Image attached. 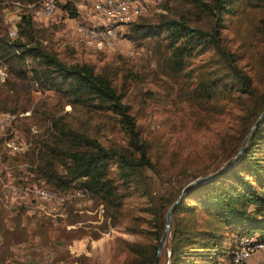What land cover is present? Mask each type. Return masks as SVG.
<instances>
[{
	"label": "rangeland",
	"instance_id": "1",
	"mask_svg": "<svg viewBox=\"0 0 264 264\" xmlns=\"http://www.w3.org/2000/svg\"><path fill=\"white\" fill-rule=\"evenodd\" d=\"M57 1L53 15L33 18L34 39L66 62L86 61L97 71L110 73L149 147L154 167L146 174L152 200L132 195L113 212L82 188L60 190L49 184L38 171L40 156L34 147L35 136L47 138L52 130L51 118L42 117L44 110L54 116L69 113V120L89 128L106 147L125 145L128 135L109 113L72 108L57 93L43 90L32 81L20 85L22 96L28 87L30 115H18L14 123L0 127V264H125L131 257L128 243H153L148 210L153 201L225 167L240 136L241 117L249 98L239 90L227 97L195 96L198 82L217 69L213 48L189 56L183 69L174 71L166 48L148 37L136 44L124 36L123 23L117 27L114 45L98 50L84 43L76 27L80 22H90L87 13L94 14L98 0H70L79 9L76 17L68 16L60 7L67 0ZM139 1L143 6L139 19L161 12L173 15L187 8L185 0ZM253 1L234 0L232 10L223 13L219 28L222 44L235 53V62L264 93V2L254 5ZM8 142L19 149L9 147ZM35 189L49 192L53 198L35 196ZM197 223L224 234L219 253L204 264H264V253L234 263L231 249L236 238L206 214L199 215ZM167 261L165 246L159 264Z\"/></svg>",
	"mask_w": 264,
	"mask_h": 264
},
{
	"label": "trees",
	"instance_id": "2",
	"mask_svg": "<svg viewBox=\"0 0 264 264\" xmlns=\"http://www.w3.org/2000/svg\"><path fill=\"white\" fill-rule=\"evenodd\" d=\"M185 1L187 8L173 15L161 12L127 21L124 36L138 45L147 37L154 38L160 47L168 50L167 61L174 71H181L189 56L205 48L214 49L217 69L198 82L195 96L200 99L227 97L239 90L249 98L241 117L240 136L233 144L227 167L262 114L264 93L235 62V53L222 44L220 20L225 11L232 10L234 0ZM262 2L255 0L253 4ZM8 5H12L10 0H0V57L8 69L7 80L0 86V112L15 113L30 108L28 87L22 96L20 85L27 86L32 81L43 90L57 93L72 108L111 114L128 135L125 145L106 147L89 128L69 120V113L54 116L44 110L42 117L51 118L52 130L47 138H34V147L40 156L39 173L57 189H85L98 197L108 211L118 212L124 200L132 195L152 200L146 174L154 167L149 147L141 139L130 108L122 101L124 94L117 90L110 73L97 71L86 61L66 62L55 50L44 47L34 39L31 17H24L17 38L10 41L8 24L3 21V8ZM60 7L70 17L78 15L76 5L70 0L60 3ZM38 111L39 108L34 110ZM184 187L153 201L148 208L152 215L153 243H128L131 257L125 264H153L166 213ZM202 214L208 215L232 237L258 234L264 238V116L239 160L212 179L190 187L174 207L166 242L167 264H204L213 261V255L219 253L224 234L197 223V217Z\"/></svg>",
	"mask_w": 264,
	"mask_h": 264
},
{
	"label": "built area",
	"instance_id": "3",
	"mask_svg": "<svg viewBox=\"0 0 264 264\" xmlns=\"http://www.w3.org/2000/svg\"><path fill=\"white\" fill-rule=\"evenodd\" d=\"M11 3L13 7L10 9L5 8L3 11V21L8 24L10 41L17 38L24 17H31L32 19L46 18L53 15L57 10L56 0H39L35 2L11 0ZM23 8L24 10L21 11ZM142 10L143 6L139 0H98L94 4V11L106 17L109 21L101 25L80 22L76 26L77 31L87 46L102 50L114 45L117 39V27L136 18ZM7 77V64L0 57V84L5 83ZM18 115L29 116L30 111L26 110L19 114H0V127H4L7 123H14L18 119ZM7 145L14 148V150L19 149L14 142H8ZM34 194L45 200L53 198V195L49 192L39 189H35ZM56 199L63 200L64 197ZM255 253H264V238H261L258 234L244 235L235 239L231 249V258L234 263H242L250 259Z\"/></svg>",
	"mask_w": 264,
	"mask_h": 264
},
{
	"label": "water",
	"instance_id": "4",
	"mask_svg": "<svg viewBox=\"0 0 264 264\" xmlns=\"http://www.w3.org/2000/svg\"><path fill=\"white\" fill-rule=\"evenodd\" d=\"M264 116V110L262 112V114L260 115V117L254 122V124L251 126V128L249 129L247 135L244 137V139L242 140L239 148H238V151L236 153V156L234 158V161L232 162V164L230 166H227V167H223L209 175H206V176H202V177H199V178H196L195 180L191 181L189 184H187L183 190H182V193L180 195V197L170 206V208L168 209L167 213H166V218H165V227H164V231H163V234L159 240V243L157 245V249H156V257H155V260L153 262V264H159V259H160V254L163 250V248L166 246V242H167V239H168V236H169V232H170V227L172 225V212H173V209L174 207L176 206V204L182 199L183 195L186 193V191L196 185V184H199L201 182H205V181H208L210 179H212L213 177H215L216 175H218L219 173H221L222 171H224L225 169H227L228 167H231L233 164H235L243 150H244V147L246 146V143L248 141V139L250 138V136L252 135L254 129L256 128L258 122L262 119V117Z\"/></svg>",
	"mask_w": 264,
	"mask_h": 264
},
{
	"label": "crops",
	"instance_id": "5",
	"mask_svg": "<svg viewBox=\"0 0 264 264\" xmlns=\"http://www.w3.org/2000/svg\"><path fill=\"white\" fill-rule=\"evenodd\" d=\"M79 10V9H78ZM87 18L90 19L91 23H95V24H105L109 21V19H107L106 17L96 13L94 11V14L92 13V15L90 13H87ZM45 19V18H44Z\"/></svg>",
	"mask_w": 264,
	"mask_h": 264
}]
</instances>
